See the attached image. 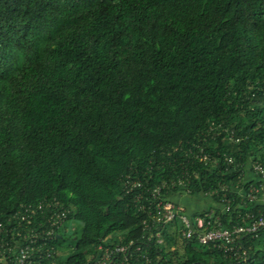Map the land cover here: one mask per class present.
<instances>
[{
  "label": "trees",
  "instance_id": "obj_1",
  "mask_svg": "<svg viewBox=\"0 0 264 264\" xmlns=\"http://www.w3.org/2000/svg\"><path fill=\"white\" fill-rule=\"evenodd\" d=\"M253 163L264 0H0V222L24 203L65 210L44 264H264V228L226 253L136 199L174 181L167 198L206 197L185 213L231 230L264 212ZM127 177L141 186L125 192Z\"/></svg>",
  "mask_w": 264,
  "mask_h": 264
},
{
  "label": "built area",
  "instance_id": "obj_2",
  "mask_svg": "<svg viewBox=\"0 0 264 264\" xmlns=\"http://www.w3.org/2000/svg\"><path fill=\"white\" fill-rule=\"evenodd\" d=\"M202 159H206V156H202ZM228 161L231 162V159H228ZM252 168L264 181V167L260 163H253ZM177 183L182 185L183 181L178 179ZM174 184V181L169 184L164 182L152 188L139 190L136 199L140 200L147 194L144 197V203L142 202L140 207L144 208L148 205V213L154 223L164 224L178 221V230L182 237H195L200 244L218 242V246L224 252L238 253L239 247L235 237L241 234H256L264 228V212L253 218L251 222L235 226L231 230L215 224L217 219H213L212 213H207L204 216H189L185 213V208L181 203L173 199L170 200L165 195L167 189L172 188ZM140 186V182L130 180L128 177L124 182L125 192H130L133 188H139ZM250 191L257 192L258 189L252 188ZM182 194L187 195L188 193L183 192ZM263 196L264 193L260 199ZM249 198L254 199L256 195L251 192ZM50 206L56 207V203L53 201L36 204L24 203L7 218L6 223L0 222V264H44L41 251L53 239L56 230L63 226L66 219V211L63 209L53 210L46 216L45 210ZM38 216L47 220L49 223L48 228H43L45 224L42 221L38 222ZM129 244H132V242L130 241ZM99 248L101 249V246ZM127 249V245L105 248L102 256L103 261L109 259L113 253L124 252ZM45 257H51L49 250H46Z\"/></svg>",
  "mask_w": 264,
  "mask_h": 264
},
{
  "label": "rangeland",
  "instance_id": "obj_3",
  "mask_svg": "<svg viewBox=\"0 0 264 264\" xmlns=\"http://www.w3.org/2000/svg\"><path fill=\"white\" fill-rule=\"evenodd\" d=\"M175 197L177 196H174L173 198ZM178 199L185 205V207H187V210H196V209H201L203 207L206 208L207 204L209 203V200L206 197H201V196L190 197L181 194V197L179 196ZM66 224L68 228L70 225H72L71 221L66 222ZM69 242H70L69 238H65L63 240V247L66 253H69L71 251V247H68Z\"/></svg>",
  "mask_w": 264,
  "mask_h": 264
},
{
  "label": "crops",
  "instance_id": "obj_4",
  "mask_svg": "<svg viewBox=\"0 0 264 264\" xmlns=\"http://www.w3.org/2000/svg\"><path fill=\"white\" fill-rule=\"evenodd\" d=\"M183 205V203H181ZM184 206V205H183Z\"/></svg>",
  "mask_w": 264,
  "mask_h": 264
}]
</instances>
